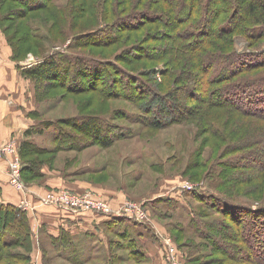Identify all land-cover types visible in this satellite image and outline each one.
Returning <instances> with one entry per match:
<instances>
[{"label":"trees","instance_id":"trees-1","mask_svg":"<svg viewBox=\"0 0 264 264\" xmlns=\"http://www.w3.org/2000/svg\"><path fill=\"white\" fill-rule=\"evenodd\" d=\"M3 1L15 2L14 7L5 9V12L11 14L6 15L9 17L8 20H13L18 10L23 13L22 15L27 11L32 13L31 19L38 18V13L46 10L47 19L50 21L48 32L40 28L44 26H40L36 20H29L18 26L15 33L8 37L10 41V38L14 39L21 33V36L17 37V40H22L20 46L19 41L17 43L19 47L17 54L19 50H28L31 45L32 48H40V42L50 43L56 40L59 42L60 35L68 31L74 33L69 34L70 47L74 51L70 47L64 51H49L41 55L45 57L43 62L24 69L17 65L20 75L29 78L36 85V99L39 102L51 97L44 95V92L63 88L71 93L90 91L103 98H119L127 105L118 106L119 108L113 112L103 114L88 112L56 119L39 118L37 108L30 111V115L39 118L38 123L24 130L23 135L27 138H22L17 143L23 165L21 172L25 181L44 178L42 166L48 161L44 158L46 153L54 155L57 151L66 149L82 151L92 145H98L102 150L107 149L118 140L137 135L140 128L133 127L136 123L159 129L166 124L189 117L199 104L206 108L221 107L241 112L243 115L256 116L264 121V107L257 105L258 101H264L262 98L264 83L258 84L264 81V71L254 73L255 76L261 75L256 78L244 74L264 67V50L258 52L260 57L258 64L247 65L244 61H248L255 51L238 53L232 46L233 35L236 34H246L249 39H260L262 35L264 36L263 26L252 28L246 25L251 22H264V0H148L143 10L138 9L140 0L133 2L116 0L115 4L112 3L113 0L112 2L111 0H70L66 5L63 3L61 6L56 4L57 0H0V3ZM63 9L68 10L69 13L74 12L72 17L69 16L72 23H67L68 19L64 17L58 15L55 17V14ZM88 12L91 13L89 17L83 18ZM141 25H149L144 35L146 39L127 43L128 38H131L128 30L140 28ZM219 39L221 41L218 42ZM252 39L249 43L250 47L257 44ZM121 40H125L123 44L126 45L122 47L121 52L108 55L106 51L109 52ZM83 49L92 52L87 53L82 51ZM137 62H141V65ZM136 64L141 71L133 69ZM157 64H161L157 70L159 79L153 76L154 66ZM244 64L246 66H242ZM215 70L218 73H214ZM101 71L109 76L107 81L102 79ZM142 71L144 73H141ZM146 75L148 79H145ZM82 77L84 80L81 79ZM122 81L127 82L126 85H121ZM39 85L42 86L41 89ZM233 86L235 88H232ZM244 87H252V91L245 95L252 109L251 112L241 108L243 97L241 92L233 91L234 97L227 92L238 88L245 90ZM167 101L169 107H165ZM192 101L194 104L190 106L189 102ZM206 124L211 134L219 132L218 127L209 123V120ZM33 135H49L50 144L34 143L28 138ZM246 140L247 138L242 137L234 143L227 141L225 149H231L229 151L231 152L237 148L236 150L239 151L240 147L248 148L241 145L255 143L251 140L248 143ZM260 141L264 143V136L260 137ZM260 147L261 145H258L255 149L242 150L243 154L251 158L249 162H244L245 165L225 163L222 167L247 169L257 167L256 172L261 173L258 177L261 189L264 187V155H262L264 151L259 149ZM96 167L99 169L95 170H102L104 164L100 163ZM222 167L217 169L218 174L222 175ZM251 183L250 181L248 184ZM186 191L208 208L196 209L195 205L191 207L188 205V199L186 201V209L191 213L189 224L195 225L194 231L204 240V246L209 245L210 248L215 249L213 253L218 252L217 257H214L215 254L212 255L213 258L205 259L204 264H264V259L258 258L254 261L255 256L254 259H248L246 255L251 254L248 253L249 250L243 249V242H246V238L250 236L252 228L256 235L264 234L262 224L264 201L258 202L256 207H253L220 192L206 193L202 185L197 184ZM162 199L165 197H159V200ZM216 211L223 217H228V220L203 219ZM103 214L105 213L100 215ZM106 215L95 231L82 232L85 239L98 238L102 233L100 244L107 240L108 245L105 248L109 254L107 262L102 264H114L115 259H122L126 264L127 261L131 264H154L153 256L146 248L145 242L148 236L144 235L145 227L141 225L142 223L139 221L140 224L135 222L136 224L132 225L129 223L132 217ZM245 218L249 230L245 229L242 232L241 222H245ZM6 230L10 232L4 233ZM47 234L56 249L60 250V247L64 246L73 250L78 245L73 243L72 235L65 230H62L60 236L48 232ZM112 234L116 237L115 240L112 239ZM33 238L34 230L29 213L15 204L0 202V264L4 259L7 261L3 264H28ZM220 239L225 241L219 244L216 241ZM112 243L121 248L127 247L128 256L123 257L119 253H113ZM13 246L21 248L14 250L20 255L19 258L15 257V263L9 261L12 260L13 252L11 256L10 252L3 250L15 248ZM88 248L90 251L94 246ZM200 249L201 245L195 252ZM202 252L205 257L211 255ZM237 253H243L242 257ZM186 257L189 260L190 253L186 254ZM167 263L170 264L169 261Z\"/></svg>","mask_w":264,"mask_h":264},{"label":"rangeland","instance_id":"rangeland-1","mask_svg":"<svg viewBox=\"0 0 264 264\" xmlns=\"http://www.w3.org/2000/svg\"><path fill=\"white\" fill-rule=\"evenodd\" d=\"M68 1L70 0H57L56 4L61 6V4L65 3L66 5ZM126 1L133 2V0ZM110 2H112V0ZM114 2H116V0H113L112 3L115 4ZM146 2H148V0H140V6H138V9L143 10ZM14 6L15 2L11 3L3 1L0 3V45L3 47V50L6 51V54L10 57L11 61H18L20 68L24 69L30 67L26 66L30 61L35 62H33V65L38 62H43L45 57L41 55L45 52H55L58 50L64 51L69 49L71 45V35L69 34H74L70 31L60 35L59 42L58 40L50 43L40 42V48H32L33 45H31L28 50H19V53L17 54V49H19L17 43L19 41L20 46L22 41L17 40V37H20L21 33L15 36L14 39L10 38V41L8 38L15 33L17 27L27 23L29 20H36L40 26H44L40 28L45 31L47 30L48 32L47 27H49L50 21L47 19L46 10L40 11V13H38L39 17L35 19H31V16L33 15L32 13L27 11L25 12V15H22L23 13L21 14L18 10L14 19L8 20L9 17L6 15L11 14L5 12V9L7 7L11 9ZM64 9L59 10L55 14V17H64L65 19H68L67 23H72L73 21L69 16L72 17L74 12L69 13L68 10L64 11ZM89 14L91 13H85L83 18H88ZM246 25L252 28L256 26L264 27V22H251ZM148 27L149 25H141L140 28L138 27L133 30H128L131 38H128L127 43H131L132 41L140 42L141 40L146 39L144 35L146 34ZM141 37L142 39H139ZM251 39H249L246 34L233 35L232 46L238 53L255 51L256 55L254 54L249 57L248 61H244L247 65L248 63L258 64L260 61L258 52L264 50L263 35L260 39H252V41L257 42L253 47L249 46ZM217 41L219 42L221 40L219 39ZM124 42L125 40H121L114 45L109 52L106 51L108 55L118 52L120 53L122 47L126 46L123 44ZM14 49L16 52L15 54ZM72 50L74 51L73 48ZM82 51L87 53L92 52L88 49H83ZM166 58L168 59L169 57ZM251 59L253 60L251 61ZM23 64L26 67H24ZM137 64L141 65V62H137ZM137 64L133 69L141 71ZM126 66L129 67L128 65ZM160 66L161 64L154 66L155 74L153 73V76L156 79H159V73H157V70ZM242 66H246V64ZM17 69L20 74V69L18 67ZM261 71H264V67L253 71L250 70V72H244V74L250 76L253 75L252 77L256 78V76L261 75L255 76L254 73ZM141 73L144 72L142 71ZM214 73H218V71L215 70ZM101 76L104 81H107V78L109 77L103 71H101ZM20 77L28 83V90L33 95V97L31 96V104L34 106V109L37 108L39 118L52 117L53 119H56L88 112L103 114L106 112H113L115 109L119 108L118 106L126 105V103L119 98H103L96 96L90 91L71 93L69 91L66 92L63 88L49 90L47 93L44 92V95L46 94L51 97L47 99L45 98L42 102H39L36 99V85L34 82L22 75ZM68 77L69 76H67V78ZM81 79L84 80V77ZM145 79H148L147 75L145 76ZM126 83L127 82L122 81L121 85H126ZM260 83H264V81L259 82L258 84ZM38 87L40 89L42 88L40 85ZM232 88H235V86ZM241 89L242 88L232 91L227 90V92L231 97H234L233 91L238 90L241 92L244 97L241 98V108L246 109L247 112H251L252 109L249 107L250 105L245 95H248V93L252 91V87H244L245 90ZM196 91L195 94L197 95ZM262 98H264V96H262ZM258 102V106L264 107V101ZM193 104L194 101L189 102L190 106ZM167 106L169 107V101L166 102L165 107ZM153 107L154 105L152 106V110ZM31 112L28 113V116L39 120L37 116L33 117L30 115ZM208 120L209 123L218 127L219 132L211 134L207 130L208 125L206 122ZM133 127L140 128V132L137 135H134L131 138L118 140L107 149L102 150L99 149L98 145H92L82 151L66 149L57 151L54 155L46 153L47 155L44 156V158L48 159V161L42 166V171L45 174L44 178L25 181L21 172V181L24 183L25 189H27L28 192L25 194L22 192L20 193L24 197L33 193L37 198V202L39 195H44L51 191L55 193L67 191L70 194L79 197L82 195H89L92 198L102 200L110 207V209H113V213H105L103 214L104 216H107L106 214H112L119 217L124 215L123 213L129 212L125 211L124 207H131V205L137 206V204H139L141 211L145 214L143 218L145 221L140 222L142 223L141 225L145 227L143 228L144 235L148 236L145 244L151 256H153L151 254L153 248L159 250L161 251V254L159 255H162L166 264H168L169 246H171L172 253H170V256L171 254L174 255L179 259L181 264H186V262H188V264H204L206 263L205 259L213 258L212 255L215 254L214 257H217L218 252L213 253L215 249L210 248L209 245L204 246V240L198 237L197 233L194 231L196 230L195 225L191 226L189 224L191 213L186 209V201L188 199V205L190 207L195 205L196 209L201 210L202 208H208L207 206L204 207L198 198H193L190 193H187L186 188H183L182 185L187 183L202 185V189L206 193L209 191L212 193L220 192L231 196L232 199L234 198V200L240 201L241 203L251 204L253 207H256L258 202L264 201V187H261L260 189L258 177L261 173L259 174L256 172L257 167L252 169L244 167H222L225 163L242 166L245 165L244 162H249L251 158L247 157L246 154H243L242 150L247 151L255 149L258 145H261L259 149H263L264 151V143L260 141V137L264 136V121H261L256 116L243 115L241 112L221 107L206 108L199 104L189 117L174 123L166 124L162 128L157 129L150 127L149 125L137 123ZM48 137L49 135H33V137L29 136L28 138L32 139L36 144L49 145ZM242 137L247 138L246 141H248V143L249 140L255 143L241 145L247 146L248 148L240 147L241 149L239 151L236 150L237 148L233 149L231 152H229L231 149H225L227 141L234 143L236 140H241ZM11 138L15 139L18 143L22 138L27 137L23 135V133H19L12 135ZM262 155L264 154L262 153ZM100 163L104 164L103 169L95 170L99 169L96 166ZM219 167H222V175L217 172ZM250 181L252 183L248 184ZM41 185L45 187L43 193L38 194L35 191H32L35 188L34 186L39 187ZM14 189L16 190V188ZM22 196H20V199ZM257 196L258 198H256ZM159 197H165V199L159 200ZM27 199L29 200V198ZM33 205L36 206V203ZM34 209L35 208H31L30 211H33ZM72 210L76 211L79 209ZM26 211L28 212L29 210ZM163 211L166 213H163ZM91 212L102 214L98 211ZM57 215L60 214L58 213ZM213 218L228 220V217H223L218 211L208 214V216H205L203 219L211 221ZM246 218L244 219L245 222H241V225L243 226L242 232L245 229L249 230V224ZM61 219L62 217L59 218L60 221ZM35 220L38 221L39 219ZM135 222L140 224L139 220L134 217L130 219L129 223L133 225L136 224ZM262 222L261 223L264 227V221ZM58 225L59 222L52 224V230L55 232L56 236H60L64 229H60ZM68 227H70L71 232L68 230L67 233L72 235L73 243L78 244L73 250H71V247L68 248L64 246L60 247V250L56 249L54 244H52L48 238L47 232L49 230V223L47 221L40 224L37 228H34L32 225L34 238L32 240V251L30 253L31 257L28 264H102L103 262H107L109 254L105 248V246L108 245L107 240L101 244L99 243L102 233L98 238L85 239V237L82 236L83 231L78 230L75 227ZM8 232L10 231H4V233ZM249 235L250 236L246 238V242H243V249L249 250L248 253L251 254L246 255V257L248 259H254L253 256H255L254 261H257L258 258L263 260L264 234L256 235L252 228ZM112 239H116L113 234ZM224 239H220L216 242L221 244L225 241ZM79 242H81V244H79ZM112 244L113 253H119V255L123 257L128 256L129 249L127 250V247L121 248L115 243ZM199 245H201V249L195 252ZM89 246H94V248L89 251ZM13 247L15 248H6L3 250L10 252V255L11 252H13V256L11 255L12 260L9 261L15 263V257L19 258L20 255L18 252H14V250H21V248L17 246ZM202 251L211 254L210 257H205ZM188 253H190L189 260H187L186 257V254ZM237 254L242 257L243 253ZM6 261L7 259H4L1 263L3 264ZM113 262L114 264H126V261L122 259H115ZM127 264H131V262L127 261Z\"/></svg>","mask_w":264,"mask_h":264},{"label":"crops","instance_id":"crops-1","mask_svg":"<svg viewBox=\"0 0 264 264\" xmlns=\"http://www.w3.org/2000/svg\"><path fill=\"white\" fill-rule=\"evenodd\" d=\"M16 61H11L10 57L0 45V137L2 140L9 139L12 135L23 133L31 125L37 123V119L28 116V113L34 110L31 104L33 95L28 90L27 81H25L18 72ZM37 120V121H36ZM6 163L0 162V202L17 205L22 194L15 190L7 180L5 173ZM69 186V185H65ZM32 191L41 194L45 191L43 185L36 187ZM29 201L36 203L35 209L28 211L31 224L37 228L44 222L49 223L48 233L55 235L52 230V224L59 222L60 229H67L68 226L75 227L78 230H94L106 218L104 215L96 214L91 211L62 209L52 205H42L37 202V198L31 193ZM60 215H57V214ZM62 217L61 221L59 218ZM35 219H39L36 221ZM40 223V224H39ZM59 229V228H58ZM56 231V230H55ZM58 232V230H57ZM56 232V233H57ZM56 236V235H55ZM154 264H166L161 251L151 250ZM164 262V263H163Z\"/></svg>","mask_w":264,"mask_h":264},{"label":"built area","instance_id":"built-area-1","mask_svg":"<svg viewBox=\"0 0 264 264\" xmlns=\"http://www.w3.org/2000/svg\"><path fill=\"white\" fill-rule=\"evenodd\" d=\"M33 62L34 61L28 62L26 66L33 65ZM23 66L26 67L24 64ZM1 161H4L6 163L5 173L7 176L8 183L12 187L16 188V190H18L19 192H22L24 194L27 193L28 190L25 189V185L20 178L22 163L19 158L18 144L15 139L10 138L7 140H2L0 137V162ZM195 185L196 184L194 183H187L182 186L183 188L191 189ZM38 203L42 205L51 204L70 210L79 209V210L98 211L102 213H113V209H110V207L100 199L92 198L89 195H82L79 197L76 195H72L67 191H61L59 193H55L51 191V192H47L44 195H39ZM17 206L25 211L30 210L31 208H35V205H33L27 199V195L25 197L22 196ZM124 209L125 211L132 212V213L129 212L123 213L124 215L132 218L134 217L139 221H145L143 219L145 214H143V212L141 211V207L139 204H137V206L131 205V207H124ZM170 253H172L171 246H169L168 260L170 261L171 264H181L180 261L174 255L171 254L170 256Z\"/></svg>","mask_w":264,"mask_h":264}]
</instances>
